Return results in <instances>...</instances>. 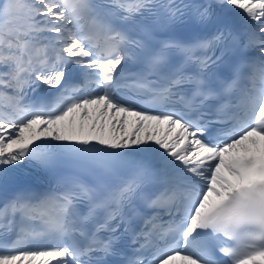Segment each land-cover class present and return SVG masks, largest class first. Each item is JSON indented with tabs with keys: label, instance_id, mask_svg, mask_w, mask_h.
<instances>
[{
	"label": "snow or ice",
	"instance_id": "snow-or-ice-1",
	"mask_svg": "<svg viewBox=\"0 0 264 264\" xmlns=\"http://www.w3.org/2000/svg\"><path fill=\"white\" fill-rule=\"evenodd\" d=\"M0 193V264H264V0H0Z\"/></svg>",
	"mask_w": 264,
	"mask_h": 264
},
{
	"label": "bare ground",
	"instance_id": "bare-ground-1",
	"mask_svg": "<svg viewBox=\"0 0 264 264\" xmlns=\"http://www.w3.org/2000/svg\"><path fill=\"white\" fill-rule=\"evenodd\" d=\"M254 23V22H253Z\"/></svg>",
	"mask_w": 264,
	"mask_h": 264
}]
</instances>
